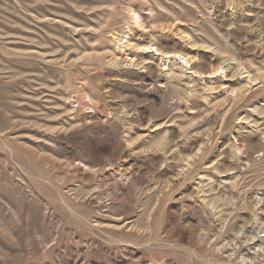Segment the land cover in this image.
Returning a JSON list of instances; mask_svg holds the SVG:
<instances>
[{
	"label": "rangeland",
	"instance_id": "obj_1",
	"mask_svg": "<svg viewBox=\"0 0 264 264\" xmlns=\"http://www.w3.org/2000/svg\"><path fill=\"white\" fill-rule=\"evenodd\" d=\"M263 220L264 0H0V264H264Z\"/></svg>",
	"mask_w": 264,
	"mask_h": 264
},
{
	"label": "bare ground",
	"instance_id": "obj_2",
	"mask_svg": "<svg viewBox=\"0 0 264 264\" xmlns=\"http://www.w3.org/2000/svg\"><path fill=\"white\" fill-rule=\"evenodd\" d=\"M128 41V40H127ZM172 46V45H171ZM160 48H162V46L160 47ZM173 49V48H172ZM172 49H171V51H168V50H164V48H163V50L161 49V50H159L157 47H155V50L156 51H159L160 53H162V54H168V55H173V56H175V55H179V56H184V53L182 52V51H179V50H173L172 51ZM113 55H115V53L113 52ZM135 55V54H134ZM133 57V56H132ZM111 59H113V60H117V58H114L113 56L111 57ZM133 59H135V58H133ZM133 59L132 58H129V59H127V58H124V60L123 61H125L126 63L128 62L129 64H133L134 62H133ZM118 63H119V60L117 61ZM136 64H138L139 65V63H136ZM142 67H146L148 70H147V74L144 76V79L145 78H147L148 77V79H153V80H155V81H157V82H159L160 80H161V76H159V74H156V73H153V69L151 68V66H145V65H142ZM218 69H220V67H218V68H216V69H214L213 71H211L210 73H214L215 71H218ZM222 69V68H221ZM250 74V73H249ZM164 79V78H163ZM258 79V78H257ZM147 80V79H146ZM251 81H253V77L252 76H250V75H247V83H250ZM93 115V114H92ZM92 117V116H91ZM196 151H197V149H196ZM196 151H194V152H196ZM199 151H201L200 149H199ZM197 153H199V152H197ZM194 154V153H193ZM192 154V155H193ZM194 156V155H193ZM192 159V158H191ZM76 166V165H75ZM73 167V166H72ZM71 170V169H70ZM92 171V170H91ZM264 221V220H263ZM263 224V223H262ZM263 249H264V244H263ZM246 258V257H245ZM247 259V258H246Z\"/></svg>",
	"mask_w": 264,
	"mask_h": 264
}]
</instances>
